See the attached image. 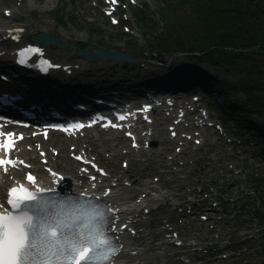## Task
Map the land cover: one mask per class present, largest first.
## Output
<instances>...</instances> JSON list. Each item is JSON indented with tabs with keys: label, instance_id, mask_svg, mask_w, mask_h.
Returning <instances> with one entry per match:
<instances>
[{
	"label": "snow or ice",
	"instance_id": "6c2138e0",
	"mask_svg": "<svg viewBox=\"0 0 264 264\" xmlns=\"http://www.w3.org/2000/svg\"><path fill=\"white\" fill-rule=\"evenodd\" d=\"M14 136L0 130V151L14 150ZM16 163L0 158L5 172ZM26 179L35 184L30 174ZM6 204H0L4 209L0 211V264H100L115 254L107 234L115 229H105L109 221L104 210H96L85 222L74 212L58 211L55 203L38 199L22 184L8 189ZM106 210L112 211L110 207Z\"/></svg>",
	"mask_w": 264,
	"mask_h": 264
},
{
	"label": "trees",
	"instance_id": "16d2710c",
	"mask_svg": "<svg viewBox=\"0 0 264 264\" xmlns=\"http://www.w3.org/2000/svg\"><path fill=\"white\" fill-rule=\"evenodd\" d=\"M190 7L184 20V41H196L198 45L210 49L211 60L224 59L227 72L240 75L241 86L249 88V100L254 107L264 110V98L256 88L262 66L258 61L250 64L243 61L233 62L236 58L251 59L256 54H264V13L262 0H183ZM175 16L169 11L165 20L171 25ZM182 36V35H181ZM199 37V38H198ZM213 37L217 42L212 41ZM218 44V45H217ZM223 45L229 47L224 48ZM226 56L232 59L229 61ZM234 66V67H233ZM258 77V78H257ZM264 133V129L261 130Z\"/></svg>",
	"mask_w": 264,
	"mask_h": 264
},
{
	"label": "rangeland",
	"instance_id": "374dc122",
	"mask_svg": "<svg viewBox=\"0 0 264 264\" xmlns=\"http://www.w3.org/2000/svg\"><path fill=\"white\" fill-rule=\"evenodd\" d=\"M99 1L103 2L104 0ZM123 1L124 3H126L128 0ZM154 1L156 2H154L155 6H157V8L159 9V15L165 9H168L167 11L173 10V14L177 19L174 21V24L172 26L175 29L174 32L172 31L173 33H170L168 34V37H165L164 46L166 48H174L173 46L177 48V45H175V43H177L176 40H180V38H177V33L179 35L181 34L178 32L180 31L179 26H181L180 19L185 17V13L189 12L190 7L187 4H183L182 6L180 5L179 7V0ZM92 2L93 0H0V13L5 14V10H8L9 12L12 9H16L17 12L15 13L17 15H20L22 18L21 20H16L17 23L28 25L37 24L39 27H45L46 30H49L52 34L57 35L59 36V38L61 37V39H64L66 41L74 40L79 44H82L86 41L96 42V44L102 43L103 46L108 48H124L122 50H127V44H134L132 38L122 32L121 26H110L111 24L109 23V20L104 16V14H102L99 7L91 6ZM170 4H175L176 9L174 6L167 8L170 6ZM125 11V14L128 15V10ZM58 12L61 15L59 17L57 16L59 18V20L57 21V17L55 16ZM122 16L123 12H119L120 19ZM162 20L160 17V21L158 22L159 28H157L158 31L162 30ZM125 23L129 26L131 24V21L129 23ZM150 32H152L151 34H155V32L153 31ZM211 47L212 46H209L208 48L211 49ZM223 47L229 48L225 45H223ZM55 52L60 53L63 56L74 58L73 55H69L66 52L57 50H55ZM135 53H139V51H135ZM226 58L232 62V59L230 57L226 56ZM255 60L258 61L262 66V73L259 75L260 84L257 85L256 91L258 95L264 98V54L253 55L251 56V59L236 58L233 62L243 61L250 64ZM105 67L108 69L109 66ZM224 79H226L227 81H233L228 77H225ZM236 95L238 97H241L239 93ZM219 99L221 100V98ZM246 115L253 117L255 114L253 111H249V113L246 112ZM97 154L103 160L105 159L101 152ZM62 158L63 160L68 159V161L62 160L61 162H59V164L64 163L67 167H70L73 170L75 166L72 161H69L71 159L67 152L62 153L61 159ZM58 161L59 160L57 159V162ZM133 164H136V158H132L131 165ZM148 164L149 159L144 164H142V166L147 168ZM146 170L147 169H145V172ZM262 173L264 174V170H262Z\"/></svg>",
	"mask_w": 264,
	"mask_h": 264
},
{
	"label": "bare ground",
	"instance_id": "6f19581e",
	"mask_svg": "<svg viewBox=\"0 0 264 264\" xmlns=\"http://www.w3.org/2000/svg\"><path fill=\"white\" fill-rule=\"evenodd\" d=\"M0 31H2L3 33H5V29L4 28H0ZM3 60H8V59H0V62H5V61H3ZM7 62V61H6ZM9 62V61H8ZM8 64H10L11 65V63H8ZM14 69H15V66L14 65H11L8 69H7V71H6V74L8 75V77L9 76H11L12 75V73H13V71H14ZM100 82H98V84H99ZM98 84H97V88H98ZM111 85V84H110ZM72 85L70 84L69 85V88L71 87ZM111 87H112V85H111ZM57 88V87H56ZM53 89V91L52 92H56V94H58L59 92H63V90H64V85H63V87L62 88H60L59 89V91H57L58 89ZM66 89H68V88H66ZM81 91H86V92H89V93H91L92 92V88L90 87V85H87V84H82V89H81ZM111 91H113V88H111L108 92H107V96H109L110 94H111ZM59 95H62V94H59ZM60 141L61 139H56V138H51V141ZM43 148V147H42ZM22 154L23 155H26V153H24V152H22ZM47 154V153H46ZM46 156V155H45ZM50 166H54V163H52L51 162V164H50ZM35 168H36V171L39 173V174H41V175H43V171L41 170V168H40V165H35ZM73 175H76L75 173L73 174ZM65 176H69V174L67 173ZM42 180H44V181H46L47 180V178H42ZM121 196H123L124 198H126L127 199V201H128V198L124 195V193L121 195ZM130 206H128V208H129Z\"/></svg>",
	"mask_w": 264,
	"mask_h": 264
},
{
	"label": "water",
	"instance_id": "95a60500",
	"mask_svg": "<svg viewBox=\"0 0 264 264\" xmlns=\"http://www.w3.org/2000/svg\"><path fill=\"white\" fill-rule=\"evenodd\" d=\"M41 36H42V35H41ZM43 37H44L45 39H48V38H49V36H47L46 34H43ZM50 39H54V38H50ZM106 52H107V51L102 50L101 53H100V55L103 56ZM114 55H115V56H122L120 53H115Z\"/></svg>",
	"mask_w": 264,
	"mask_h": 264
}]
</instances>
